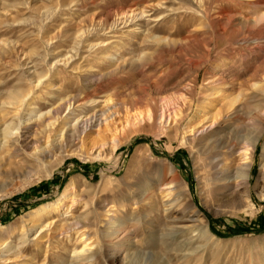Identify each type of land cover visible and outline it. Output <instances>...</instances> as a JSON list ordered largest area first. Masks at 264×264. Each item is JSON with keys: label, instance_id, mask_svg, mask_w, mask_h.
I'll use <instances>...</instances> for the list:
<instances>
[{"label": "rangeland", "instance_id": "1", "mask_svg": "<svg viewBox=\"0 0 264 264\" xmlns=\"http://www.w3.org/2000/svg\"><path fill=\"white\" fill-rule=\"evenodd\" d=\"M132 8L144 18L122 24ZM33 71L45 83L37 109L72 96L99 117L109 101L124 133L115 154L94 127L70 156L3 155L0 244L15 251L0 264H70L81 240L95 255L73 264H264V0H0V112L10 93L29 91ZM224 97L237 98L232 108ZM203 107L220 120L193 142L185 128ZM257 133L245 182L240 152ZM94 148L110 156L95 160ZM72 184L75 228L91 239H33Z\"/></svg>", "mask_w": 264, "mask_h": 264}, {"label": "bare ground", "instance_id": "2", "mask_svg": "<svg viewBox=\"0 0 264 264\" xmlns=\"http://www.w3.org/2000/svg\"><path fill=\"white\" fill-rule=\"evenodd\" d=\"M144 15H145L144 11H141L135 8L128 9L127 11L122 13V19H121L123 20L122 24L133 25L137 19L144 18ZM84 40L85 39H83V36H82L80 44H83L82 42H85ZM89 47L93 48L95 47V45L92 44V45H89ZM74 56H76V54ZM74 56L71 55L65 58L64 60H57L56 65L63 63L64 65L67 66L69 64L70 59H72ZM29 78L31 82V87L29 91L27 92H20V91L16 92L15 91V92L10 93L6 97V99L1 100L0 163L3 161V155L5 153H11V154H14L13 156H16L19 154L20 150H23V149L28 150L29 151L28 154H30L31 157L37 160L41 159V161H44V162L54 158V156L57 154L70 156L73 154L71 147L73 146L74 141L76 139H80V141H83L86 135H88V133H90L91 131H94L93 130L94 127L100 128L102 132H105V134H108V136L106 135L107 140L110 139V144H112V146L110 145L111 146L110 153L113 154L115 152L116 148L120 145L121 140H122L120 139L121 137L120 135L123 134L124 132L123 133L118 132L119 131L118 126H117L118 123H116L118 121L116 120V117H114L115 114H113V111L112 112L110 111L111 108L108 105L109 101H107L108 103L105 102V104H103L105 111H102L99 117L95 112L90 115H88V113H84V114L79 113V108L82 107L81 104H86L88 103V101H84L83 103H80V101L77 100L76 97H72V96L68 98H58L57 102L52 104L50 107L44 110H39L35 106H33V99H34L33 96L35 95V92L41 89L45 83L41 82L44 80H40L41 79L40 77L37 80V83H35L36 82V71L29 73ZM212 97H215V99H217L220 96L213 94ZM222 99H224L225 101L227 99V104L229 105L230 108H232L233 105L236 103L237 98L236 97H224ZM92 103H95V102H92ZM184 106H185V111L190 112L191 108L187 105H184ZM201 110H202L200 112L202 113L201 120H199V122H197L194 125L188 126L187 124L188 127L185 128L186 129L185 133H187L188 136L193 137L192 139L193 142L197 141L196 140L197 135H205L207 133V130L209 128L216 126L220 120L221 111L219 109H216V111L213 112L212 110H208L207 107H203ZM151 116H153L152 118L154 120L156 119L155 115L152 114ZM138 119L139 118L137 117L136 121H138ZM172 119L173 118H171L169 115H166L164 113L161 114L160 120H161V123L163 124L167 123L168 125H170V123L173 122ZM125 122L127 123L126 120L124 121V123ZM135 126L138 127V124ZM128 127H126L127 131H128ZM175 127H176V123L173 122L172 128L176 130ZM28 132H31V133L33 132V136L31 140L26 141L27 139L24 136ZM260 137H261V133H257L255 138L249 139L250 144L247 147H245L241 152L239 151L241 155L240 159L242 160V162L237 167V172H236L237 174L235 175L236 178H241V179L243 178V180L245 179V182H247L246 175L248 173V170L251 164L249 153L256 148ZM108 142L106 141L103 144L105 145ZM226 147L224 146L225 149L230 150V148H226ZM88 151L89 150H87V154L95 160L102 159L103 156H105L106 158L109 155V154L104 155V152H105L104 149L94 148L92 151L90 152ZM63 158L61 157V159ZM261 162L263 163L261 179L264 180V149L261 155ZM169 189H168V192L172 193L173 191ZM73 190H74V184L70 185L66 189L63 196L55 204H53L52 210H51L52 212H50V214H54L53 216L54 218L51 219V221L48 222L47 224L41 225L40 227L41 229L37 235V238H33V239H36L37 241H41L45 237V235L47 236L46 237L47 239H56L57 234H60L62 236L64 235L67 239H71V238L91 239V237L88 236V233L86 232V230H82L83 228H79V229L75 228L76 227L75 225L78 224L79 222L78 220L75 219L72 209L74 205L80 201V199L76 195V193H73ZM259 198L261 200L264 199V193H262ZM248 204L253 206L250 203ZM116 211H117V208L115 206H110L109 209H107L106 213L111 214V213H115ZM112 215L110 216L112 217ZM34 228L35 226L29 227L30 233ZM25 235L23 237H25ZM105 236L106 237L104 238L111 239L114 235L113 233H111V231H109L107 235ZM24 240H22V242ZM85 243L86 242L81 240V244H83V246L80 247L78 250H75L72 252V256L70 257V264L77 263V261H80V260L84 261L87 259H91V260L93 259L95 255L94 253L95 245L93 242L86 243V244ZM12 251H15L14 245L12 246V244L9 242L7 244L1 243L0 244V257H1L0 263H4L5 261H8L9 256L7 255L6 257L2 255H4L5 253H9L10 255Z\"/></svg>", "mask_w": 264, "mask_h": 264}]
</instances>
